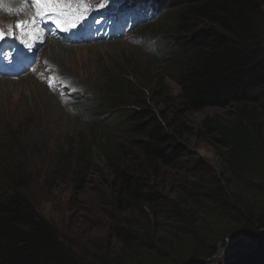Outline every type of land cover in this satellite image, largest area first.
<instances>
[{
    "label": "trees",
    "instance_id": "trees-1",
    "mask_svg": "<svg viewBox=\"0 0 264 264\" xmlns=\"http://www.w3.org/2000/svg\"><path fill=\"white\" fill-rule=\"evenodd\" d=\"M168 4L164 19L172 28L157 46L163 52L173 47L167 55L181 100L194 110L236 107L231 123L206 120L228 148L219 169L184 175L178 193L170 196V171L184 155L185 125L167 121L149 106L131 109L123 120L144 139L134 140L131 148L118 143L114 151L104 149L110 170L104 208L109 233L103 241L83 244L70 243L14 190L22 169L0 164V189L11 184V191L0 196V264H200L216 255L231 234L239 238L241 231L252 239L262 234L264 121L248 105L264 106V0ZM109 81L108 93L86 101L91 108L112 112L134 92L115 75ZM262 236L246 256L208 264H264Z\"/></svg>",
    "mask_w": 264,
    "mask_h": 264
},
{
    "label": "rangeland",
    "instance_id": "rangeland-1",
    "mask_svg": "<svg viewBox=\"0 0 264 264\" xmlns=\"http://www.w3.org/2000/svg\"><path fill=\"white\" fill-rule=\"evenodd\" d=\"M162 2L164 5H160V12L152 20L123 38L62 44L63 54L56 52L58 63L46 45L34 72L18 79L0 77V164L16 165L23 170L18 172L19 186L13 184L14 190L26 195L70 243L103 241L108 236L109 219L104 208L107 209L105 203L110 198V170L104 149L114 151L118 143L131 148L134 140L144 139L123 120L131 109L149 106L157 114L163 112L167 121L185 125L180 138L184 155L170 171L172 197L178 193L176 186L184 175L194 177L200 172L217 171L227 152V146L211 128L212 123L206 120L231 123L238 116L236 107L194 110L181 100L180 86L171 77L173 61L167 55L173 47L163 52L157 46L163 44L162 36L172 28L164 19L170 0ZM10 3L12 7L22 4L20 0ZM0 6V29L9 34L12 30L6 29L14 28V23L23 17L10 13L8 10L13 8L6 0H0ZM60 67L74 76V80L59 76L64 86H72L73 95L47 86V76L59 72ZM112 75L134 92L112 112L91 108L86 101L108 93ZM117 88L120 86L114 87L115 93ZM134 93L137 96L133 97ZM116 96L119 98L120 94ZM139 102L145 106H137ZM248 107H252L256 119L264 121L261 103ZM6 108L11 112L6 113ZM81 168L84 170L80 180ZM5 187L0 189V196L11 191L9 181ZM259 215L264 222V203ZM256 247L249 249L243 238H232L219 243L218 248H225L219 258H240Z\"/></svg>",
    "mask_w": 264,
    "mask_h": 264
},
{
    "label": "snow or ice",
    "instance_id": "snow-or-ice-1",
    "mask_svg": "<svg viewBox=\"0 0 264 264\" xmlns=\"http://www.w3.org/2000/svg\"><path fill=\"white\" fill-rule=\"evenodd\" d=\"M25 4L28 3V0H23ZM31 6L36 9L35 16L44 17L48 14H54L57 17H60V20H57V27L61 30H68L64 28V24H69L71 28H76L78 23H82L86 18V14L89 9V5L85 0H30ZM104 5L101 3L100 7ZM13 10L9 9L11 13ZM23 11V8L15 9L16 13ZM61 20L63 21L61 23ZM99 22V21H98ZM33 23H35V18H33ZM27 21H18L15 24L17 28H23L27 26ZM12 25H9L11 28ZM5 39V33L0 29V41Z\"/></svg>",
    "mask_w": 264,
    "mask_h": 264
},
{
    "label": "clouds",
    "instance_id": "clouds-1",
    "mask_svg": "<svg viewBox=\"0 0 264 264\" xmlns=\"http://www.w3.org/2000/svg\"><path fill=\"white\" fill-rule=\"evenodd\" d=\"M101 3L104 5L103 8H100ZM141 3L144 4L143 6H145V4L151 6L152 13L154 15L148 18H146V16H143L144 19L139 20L137 24L132 29H130L128 32H121L118 25L115 24L110 18L111 11L114 10L113 16L116 20H118V18L121 17L122 15V12L119 11V6L123 7L122 11L126 12L127 10H129L131 13H135V15H138V14H141V11H142V10H138V9H141L140 7ZM91 4L99 7L97 11L104 12L103 14H106L107 18H109V26L104 27V26L98 25L102 28H105L111 31V35L107 37L106 39H104L105 41H108V40L123 38L126 35L130 34L136 27L148 23L158 14V12H160L159 7L160 5L163 4V2L161 0H92ZM95 42H98V41H95ZM91 43H94V42H91ZM83 44H90V43H83ZM67 87L68 88L64 89L63 91L67 92L68 95H73L72 86L68 85ZM74 100H75V97L73 98V101Z\"/></svg>",
    "mask_w": 264,
    "mask_h": 264
},
{
    "label": "bare ground",
    "instance_id": "bare-ground-1",
    "mask_svg": "<svg viewBox=\"0 0 264 264\" xmlns=\"http://www.w3.org/2000/svg\"><path fill=\"white\" fill-rule=\"evenodd\" d=\"M6 2L7 3H9V6L11 7V8H13V9H15V8H18V7H20V4L19 3H17L14 7H12L13 5L10 3V0H6ZM144 4L143 3H141L140 4V7H142ZM1 7V6H0ZM9 11V10H8ZM47 46H49L50 47V49H51V51H52V56H54V60H56L55 62L56 63H58L57 61H59L58 60V58H57V53L58 54H60V55H62L63 54V45H62V43H59L58 41H56L55 39H51L50 41H49V44L47 45ZM56 48H58L60 51H56ZM57 52V53H56ZM52 59V58H51ZM52 61V60H51ZM54 62V61H53ZM54 62V63H55ZM58 65V64H57ZM62 66V65H61ZM57 71H59V72H57L58 74H62V75H64V77H71L72 78V80H74V76L72 77L71 76V74H69V72H68V70L67 69H64V68H62V67H60L59 68V70H57ZM28 76V75H27ZM7 81V80H6ZM5 81V82H6ZM9 84V83H8ZM29 84H34V82H30ZM5 112L6 113H9V112H11L10 110H9V108H6L5 109Z\"/></svg>",
    "mask_w": 264,
    "mask_h": 264
},
{
    "label": "water",
    "instance_id": "water-1",
    "mask_svg": "<svg viewBox=\"0 0 264 264\" xmlns=\"http://www.w3.org/2000/svg\"><path fill=\"white\" fill-rule=\"evenodd\" d=\"M237 234L240 236V238H243L244 239L245 243H247L250 246L249 249H252V248L256 247V245H257V243H258V241H259V239L261 237L259 235L258 237L252 239V238L248 237L247 235H245L241 231L237 232ZM234 235L235 234H231L229 237H227L225 239V242H230L231 239L234 237ZM224 252H225V248L224 249L219 248L216 255H214L211 258H208V259L203 260L200 264H208V263L214 261L215 259H218Z\"/></svg>",
    "mask_w": 264,
    "mask_h": 264
}]
</instances>
